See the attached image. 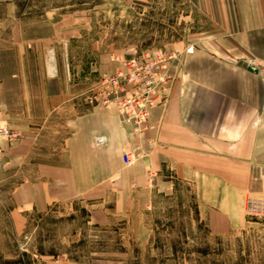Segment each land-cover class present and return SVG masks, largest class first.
Segmentation results:
<instances>
[{"label": "rangeland", "instance_id": "374dc122", "mask_svg": "<svg viewBox=\"0 0 264 264\" xmlns=\"http://www.w3.org/2000/svg\"><path fill=\"white\" fill-rule=\"evenodd\" d=\"M207 27L184 0H0V121L17 135L0 138V264H264V215L246 207L264 192L219 232L191 187L154 171L148 190L122 181ZM136 93L154 102L151 128L130 124L121 167L94 173L89 114L129 126L122 105Z\"/></svg>", "mask_w": 264, "mask_h": 264}, {"label": "crops", "instance_id": "0c3cea01", "mask_svg": "<svg viewBox=\"0 0 264 264\" xmlns=\"http://www.w3.org/2000/svg\"><path fill=\"white\" fill-rule=\"evenodd\" d=\"M184 1L209 27L181 62L169 105L152 111L150 121L158 128L142 143L147 156L122 181L130 187L140 181L148 190L147 174L154 171L158 183L174 179V190L191 187L208 200L200 212L204 209L210 228L220 232L243 211L250 194L264 192V0ZM5 103L2 95L1 109ZM89 115L94 173L104 164L120 168L121 147L136 144L133 128L109 114ZM94 173L90 170L91 191L102 181ZM84 177L76 173L75 180Z\"/></svg>", "mask_w": 264, "mask_h": 264}, {"label": "built area", "instance_id": "2783aa9c", "mask_svg": "<svg viewBox=\"0 0 264 264\" xmlns=\"http://www.w3.org/2000/svg\"><path fill=\"white\" fill-rule=\"evenodd\" d=\"M194 47L191 46L188 48V53H193ZM129 81H132L135 84V79L130 78ZM164 80H160L162 83ZM150 82H145L147 84ZM138 93L132 95L130 98L124 101L123 108V116L125 118L126 123L131 124L134 127L135 132H142L151 126L148 125V118L150 114V108L154 106V102L148 100L146 97H142ZM126 105V106H125ZM126 107V108H125ZM17 137L16 134H12L10 129L6 124L0 121V138L1 139H15ZM125 162L127 164L131 163V155L128 153L125 154ZM247 210L250 215L253 216H261L264 215V195L258 198H250L247 202Z\"/></svg>", "mask_w": 264, "mask_h": 264}]
</instances>
